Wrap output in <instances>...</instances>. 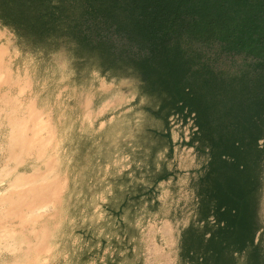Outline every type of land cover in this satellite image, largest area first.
<instances>
[{"label": "rangeland", "instance_id": "rangeland-1", "mask_svg": "<svg viewBox=\"0 0 264 264\" xmlns=\"http://www.w3.org/2000/svg\"><path fill=\"white\" fill-rule=\"evenodd\" d=\"M8 1L0 0V196L13 204L1 206L0 264H187L179 236L195 218L194 113H172L165 126L135 77L103 73L70 43L33 40V9L21 10L27 22L16 29ZM165 131L186 160L181 170L161 156ZM22 194L35 207L18 203Z\"/></svg>", "mask_w": 264, "mask_h": 264}, {"label": "trees", "instance_id": "trees-1", "mask_svg": "<svg viewBox=\"0 0 264 264\" xmlns=\"http://www.w3.org/2000/svg\"><path fill=\"white\" fill-rule=\"evenodd\" d=\"M11 3L16 29L27 18L21 10L33 9L26 27L33 40L70 43L97 57L103 73L119 69L135 77L154 103L153 118L165 123L172 113H194L198 129L189 143L205 163L196 180L195 218L180 232L181 258L187 264H264L257 234L264 0Z\"/></svg>", "mask_w": 264, "mask_h": 264}, {"label": "crops", "instance_id": "crops-1", "mask_svg": "<svg viewBox=\"0 0 264 264\" xmlns=\"http://www.w3.org/2000/svg\"><path fill=\"white\" fill-rule=\"evenodd\" d=\"M165 126H166V123H165ZM162 134L165 137V141H166L167 145H166V150L161 154V156H162V158H164V157L169 158V169L168 170H181L182 169L181 167H183L182 165H183V163H185L184 161H186V160L182 161L181 159H178L179 156L177 154H178L179 146L178 145H177V147L174 146L175 142L173 140V136H170L168 131H165ZM188 145L194 146V144H190V143ZM194 148H195V146H194ZM194 152H196V150ZM158 155H159V157H161L160 154H158ZM195 156H196L195 161L197 162V166H196V164L191 165L194 167L196 166V168L193 167L192 170H201L205 161L198 156L197 152H196ZM193 163H194V161H193Z\"/></svg>", "mask_w": 264, "mask_h": 264}, {"label": "bare ground", "instance_id": "bare-ground-1", "mask_svg": "<svg viewBox=\"0 0 264 264\" xmlns=\"http://www.w3.org/2000/svg\"><path fill=\"white\" fill-rule=\"evenodd\" d=\"M170 119V118H169ZM190 121V120H189ZM1 183V182H0ZM35 198L36 197H31V196H29V195H26V194H22L21 196H18V200H17V202L18 203H20V202H22V204H24L25 206H26V209H27V207H31V206H33L34 205V203H33V201L35 200ZM9 203L10 205L11 204H13V202H11L10 200H9V198L7 197V196H0V213H2L3 212V210H2V207H3V205L5 204V203ZM2 206V207H1ZM34 207H35V205H34ZM37 208H43V206H37ZM6 213H5V215H9L10 214V212H12L10 209H7L6 211H5ZM1 230V229H0ZM1 232V231H0Z\"/></svg>", "mask_w": 264, "mask_h": 264}]
</instances>
